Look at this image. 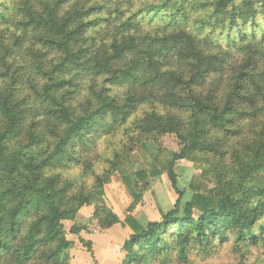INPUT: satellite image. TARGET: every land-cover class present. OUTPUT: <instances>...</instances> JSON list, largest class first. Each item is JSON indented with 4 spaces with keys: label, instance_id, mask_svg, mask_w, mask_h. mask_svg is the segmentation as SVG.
<instances>
[{
    "label": "trees",
    "instance_id": "trees-1",
    "mask_svg": "<svg viewBox=\"0 0 264 264\" xmlns=\"http://www.w3.org/2000/svg\"><path fill=\"white\" fill-rule=\"evenodd\" d=\"M166 135L182 148L151 176L173 207L121 220L104 185ZM194 155L212 188L184 199L174 166ZM135 184L127 213L149 190ZM84 206L127 232L121 264L229 239L233 264L264 250V0H0V264H69Z\"/></svg>",
    "mask_w": 264,
    "mask_h": 264
},
{
    "label": "rangeland",
    "instance_id": "rangeland-1",
    "mask_svg": "<svg viewBox=\"0 0 264 264\" xmlns=\"http://www.w3.org/2000/svg\"><path fill=\"white\" fill-rule=\"evenodd\" d=\"M241 1L242 0H234V3L236 6H240ZM27 73L30 75L29 72ZM77 82L78 86H80L77 90L83 94V92H85L84 86L89 81L86 79ZM127 89H129V87H122V89L118 91L120 94H123ZM96 147L102 150L103 141L97 140ZM181 148L179 140L173 135H166L157 140H146L143 144L138 145L135 150L136 152L130 157L129 163L121 166V173H114L111 176L110 182L104 185V200L106 205L114 212L120 213L119 216L122 218L133 214L136 218L141 219L143 217L145 220H147L146 214L151 218L153 215H160V211L165 212L171 209L177 196L171 188L170 182L165 174L152 178L151 164L153 157L156 156L162 161H169L171 155L173 153H178ZM203 161V157L194 155L192 162L188 160H179L175 163L174 171L177 174L180 187L185 192L184 199H188L190 195L192 196L190 189L191 185L196 187L199 190L198 192L202 195H208L209 190L212 188L210 178H208V176H202L201 170L197 169L202 166ZM72 171L79 174V171L76 169ZM142 171H145L147 176H144L141 180L137 172ZM123 174L126 176L128 185L123 182ZM135 182H138V189L143 190L144 187H148L149 190L143 194L135 208L130 213H127V209L134 202L130 190L133 186L135 187ZM88 207L89 206L82 207L84 216L88 217L86 224L89 226L85 227L86 231H89V228L91 231L102 232V230L96 228V222L92 219L95 207L91 206L92 209L90 212L89 209H85ZM74 219H76V216ZM89 222H94L96 227H94L93 223ZM69 227L70 224L65 223L67 239L78 242L76 235L69 233ZM77 249L78 248H74V246L70 249L69 264H86L87 258H90L91 264H94L93 254L91 255L87 248H81L79 246V249L87 256V258L85 257L83 260L78 256L79 251H77ZM236 260L237 258L233 251V241L229 239L225 243L215 242L214 246L206 247L204 250L197 245H191L184 254H180L177 250H172L161 256H153L149 259V264H233ZM247 264H264V250H252L251 255H249L247 259Z\"/></svg>",
    "mask_w": 264,
    "mask_h": 264
},
{
    "label": "crops",
    "instance_id": "crops-1",
    "mask_svg": "<svg viewBox=\"0 0 264 264\" xmlns=\"http://www.w3.org/2000/svg\"><path fill=\"white\" fill-rule=\"evenodd\" d=\"M85 209H89L90 212L92 207L89 206ZM116 214L118 216L120 215V213ZM131 215L134 216L133 214ZM145 216L147 217L148 221H160V215H156L157 217L153 215L151 216V218H149L147 214ZM125 217L126 216L122 218L119 216L121 220H123ZM87 219L88 217L84 216L82 208L78 212V214L76 215V219L74 220L76 225L81 229L79 234L76 236L78 242L72 240V242L74 243V248H78L77 251H79L78 256L80 257V259L83 260L85 259V257L87 258V256L81 249H79V246L82 248L85 245H88L90 246L91 254H93L94 264H121L125 255L124 251L122 250V244L127 237V232L123 230L119 225H115L111 229L104 230L102 232L91 231V229L89 228V231H86L85 227L89 226L88 224H86V222L88 221ZM89 223H93L94 227H96L94 222ZM87 262L86 264H91L90 258H87Z\"/></svg>",
    "mask_w": 264,
    "mask_h": 264
}]
</instances>
